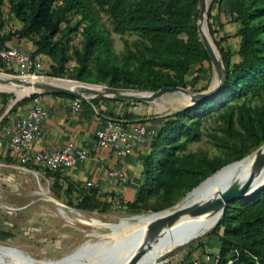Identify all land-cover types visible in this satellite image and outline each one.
<instances>
[{
  "label": "trees",
  "instance_id": "trees-1",
  "mask_svg": "<svg viewBox=\"0 0 264 264\" xmlns=\"http://www.w3.org/2000/svg\"><path fill=\"white\" fill-rule=\"evenodd\" d=\"M7 2L10 13L21 26L8 32L0 30V47L12 37L28 39L35 47L30 52L33 57L48 58L47 76L110 87L158 90L186 87L192 67L196 66L199 74L203 63H210L197 33L201 0ZM222 2L227 6L230 21L239 25L235 52L220 44L224 39L213 37L224 66L225 83L213 97L164 118L147 143L148 153L142 161L141 174L147 180L136 191L134 199L125 203L127 208L161 212L206 177L240 162L264 144V0H213L208 18L213 6ZM97 10L107 14L115 33L136 36L130 43L125 41L121 54L124 58L119 66L111 59L113 54L107 35L98 23ZM72 15H78L79 19L71 23ZM1 16L0 28L4 21ZM62 23L66 24L64 30L60 29ZM76 32L81 36V45L73 47L70 55L69 35ZM59 33L60 37L54 38ZM209 33L215 35L212 25ZM71 57H75L76 66L67 75L66 64ZM8 96L1 94L3 105ZM26 99L22 98L21 102ZM100 101L114 100H82L83 114L92 113V105ZM209 120L214 124L212 133L204 124ZM203 135L219 150L218 155L209 157L202 150L187 151L189 144L199 142ZM48 174L55 177L57 171H48ZM55 180L58 182L56 177ZM65 186L72 192L78 188L72 182H66ZM83 188L85 192L77 197L80 204L90 208L98 206L101 199L97 191ZM210 233L219 241L216 264H227L229 260V264H264V187L228 202Z\"/></svg>",
  "mask_w": 264,
  "mask_h": 264
},
{
  "label": "rangeland",
  "instance_id": "rangeland-1",
  "mask_svg": "<svg viewBox=\"0 0 264 264\" xmlns=\"http://www.w3.org/2000/svg\"><path fill=\"white\" fill-rule=\"evenodd\" d=\"M212 1L208 0L207 12ZM92 7L95 10L97 9L94 4H92ZM226 9L225 2H222L220 5L215 4L213 6L210 18H208L206 12L205 26L214 45L213 47L218 54L219 51L213 41V37L216 40L224 39L220 44L226 45L231 51L237 48L239 39L236 35L239 25L230 21ZM0 14L4 20L0 28L1 32H8L21 26V23L10 13L7 0H3L0 4ZM76 19H79V16L72 15L70 22L72 23ZM97 19L109 40L110 52L113 54L111 59L119 66L124 58L121 57V54L124 51L125 41L130 43L136 36L133 34L119 35L115 33L112 30L107 14L102 11L97 10ZM209 25H212L215 30L214 36L209 33ZM65 26L66 24L62 23L60 29L64 30ZM69 36L70 47L68 54L72 55L73 47L79 48L81 45V36L79 32L72 33ZM59 37L60 33L54 38ZM63 39L65 40V38ZM75 66V57H71V60L66 64L67 75H70L71 69ZM44 67L47 69L45 65ZM196 69L197 67L195 66L190 70L186 78V89L192 92L203 91L216 82L211 63L204 62L199 74L196 73ZM91 70L92 73L96 72L93 68ZM204 87L206 88L203 89ZM2 93L9 95L4 98L7 103H11L17 98L15 92L9 88H0V96ZM22 98H24V95L19 100H22ZM111 103H113V107L118 108V115L122 119L128 122H142L145 124L149 121L164 119L175 111L193 105L188 103V100L178 92L165 93L149 101L130 99L114 100ZM107 116L113 117L112 114ZM204 124L209 132H214L213 128H211L214 125L212 120ZM215 133L218 132L215 131ZM198 150L205 151L209 157L220 153L208 141L206 135H203L199 142L189 144L187 148V151L190 152ZM49 177L47 170L33 163L25 164L19 160L14 161L10 157L9 159L5 158V161H0V245L15 247L38 261H50L52 263L70 261V264H91L89 260L100 257L112 246L125 240L123 229H128L129 227H123L126 225L147 224L149 222V218L146 216L133 218L134 216L154 212L135 211L132 208H127L125 203H121V201L108 203L101 200L96 207H85L77 200V197L85 192L83 186H78L75 192L68 191L65 184ZM146 180L143 175L141 184H145ZM40 187L43 189V193H39L41 192ZM192 194L182 201L184 195L173 206L166 209L176 207L181 201L176 208L198 202V200L192 199ZM107 225H112L113 227L111 228ZM212 228L196 236L186 244L164 252L158 258V262L154 264H173L179 261L180 258L178 256L188 255L187 252L183 251L188 247H192V245H195L196 249L198 247L199 249H205L204 245L200 244V240H206L208 237L217 240V237L210 233ZM196 243L200 246H196ZM112 258L114 259L107 260ZM112 258L105 259L104 264H116V256ZM166 259L167 261L165 262ZM1 260L2 257L0 256ZM4 262L10 263V260H4Z\"/></svg>",
  "mask_w": 264,
  "mask_h": 264
},
{
  "label": "crops",
  "instance_id": "crops-1",
  "mask_svg": "<svg viewBox=\"0 0 264 264\" xmlns=\"http://www.w3.org/2000/svg\"><path fill=\"white\" fill-rule=\"evenodd\" d=\"M5 46L17 47L28 52L33 51L35 48L28 39H18L16 37L7 40ZM223 46L229 48L226 45ZM237 48L232 51L235 52ZM40 58L43 65L47 67L49 64L48 58ZM13 91L20 98L28 94L27 91L21 88L13 89ZM41 99L48 115L41 125L34 149L54 151L67 142H72L76 147L84 148L88 152L86 159L77 161L71 167L57 171L55 177L58 181L65 185L66 182H72L83 187H86L87 182H92L95 184L94 189L97 191L99 199L110 203L118 201H121V203L131 202L141 186L142 161L148 153V144L137 145L129 155L115 153L110 149H101L96 146L95 131L101 126L104 118L108 117L107 115L112 114L114 117L119 114L118 108L113 107V103H111L113 101H100L98 105H92V113L83 114V106L81 112L72 111L71 103L74 98L43 93ZM30 106V99L23 102L18 99L5 105L0 100V109L2 108L0 112V161H5V158L9 159V157L14 161L19 160V154L10 146L9 138L16 122L27 113ZM163 121L162 118L144 124L154 134ZM109 168L122 169L127 175V184L122 186L116 179L107 176L104 169ZM55 177L50 176L49 178L55 180ZM199 242L204 245L205 249H199V247L196 249L195 245H192V247H188L183 251L187 252L188 255L178 256L179 261L173 264L182 261L187 262L193 258L198 260V264H216L219 248L218 239L208 237L206 240L203 239ZM196 246L200 245L196 243ZM206 256H209L208 260Z\"/></svg>",
  "mask_w": 264,
  "mask_h": 264
},
{
  "label": "built area",
  "instance_id": "built-area-1",
  "mask_svg": "<svg viewBox=\"0 0 264 264\" xmlns=\"http://www.w3.org/2000/svg\"><path fill=\"white\" fill-rule=\"evenodd\" d=\"M0 75L17 76L21 78H49L47 69L38 57H33L30 52L12 46L0 47ZM43 92L28 93L24 98L30 99L31 106L27 113L19 119L12 131L9 144L19 154L22 163L31 162L44 170L56 172L73 166L77 161L87 158L88 152L84 148L76 147L72 142H67L54 151L35 150L39 130L47 118L48 111L44 106L41 95ZM82 99L74 98L71 109L81 112ZM153 133L142 122H128L119 115L104 118L101 126L95 131V144L101 149H110L115 153L129 155L137 145L148 143ZM107 176L116 179L124 186L128 182L127 175L122 169H104ZM36 174V173H35ZM86 187L94 188L95 184L87 182ZM209 259V256H206ZM167 259L165 260V262ZM231 263L229 260L227 264ZM178 264H198L196 258Z\"/></svg>",
  "mask_w": 264,
  "mask_h": 264
},
{
  "label": "bare ground",
  "instance_id": "bare-ground-1",
  "mask_svg": "<svg viewBox=\"0 0 264 264\" xmlns=\"http://www.w3.org/2000/svg\"><path fill=\"white\" fill-rule=\"evenodd\" d=\"M208 3V0H207ZM203 32L210 40L207 30L205 27L203 28ZM212 47L214 46L211 42ZM214 49V47H213ZM215 50V49H214ZM216 51V50H215ZM215 79L217 77L215 75ZM63 85L66 86H74L77 83L71 81H60ZM3 88H9L11 90L16 88H21L27 93H30V90L27 87H19L12 83L7 85H1ZM179 93V92H178ZM181 96L185 97L189 102L187 96L180 93ZM17 100L20 98L18 96ZM16 100V101H17ZM256 154L242 159L237 164L232 163L229 167H224L214 175L209 177L207 180L202 182L198 187H196L193 191H191L182 201H184L190 194H192V199L198 200V202L205 201L207 199H211L212 197L220 195L225 190H236L241 187V185L247 180L251 179L250 191L256 189L260 184L264 182V163L254 169V161ZM41 188V187H40ZM43 193V189L41 188V192ZM42 196V195H41ZM50 199V198H49ZM53 200V199H51ZM181 201V202H182ZM180 202V203H181ZM196 202V201H195ZM196 202V203H198ZM195 204V203H193ZM179 205V204H178ZM192 205V204H191ZM190 206V205H188ZM177 207V206H176ZM175 207V209H176ZM187 207V206H183ZM172 210H165L157 213H149L144 215H137L133 218H138L141 216H146L149 218V222L160 215H164L169 213ZM219 213H205L198 215L196 217H189L187 215H183L179 217L171 226H155L150 233L147 230V224H135V225H126L123 228L129 227L124 230L125 240L112 246L105 254L101 255L98 258H94L93 260H89L91 264H104V260L109 257L116 256L118 260L116 264H127L132 257L133 253H135L138 249H143L141 259L137 262V264H154L158 262V258L166 251H170L176 247H179L183 244H186L196 236L208 231L214 225H216L219 217ZM103 225V224H102ZM108 227H113L112 225H107ZM102 227V226H100ZM144 227V228H142ZM117 229V228H116ZM115 231V230H113ZM122 231V230H120ZM118 231V232H120ZM148 248H144L145 246ZM120 254V255H119ZM0 256L2 260L0 264H70V261L60 262V263H52L50 261H38L33 257L23 253L22 251H14L10 246L0 245ZM92 259V258H91ZM107 259V260H113ZM4 260H10V263H5ZM74 264V263H73Z\"/></svg>",
  "mask_w": 264,
  "mask_h": 264
},
{
  "label": "water",
  "instance_id": "water-1",
  "mask_svg": "<svg viewBox=\"0 0 264 264\" xmlns=\"http://www.w3.org/2000/svg\"><path fill=\"white\" fill-rule=\"evenodd\" d=\"M206 12H207V0H201L198 19H197V33L200 37V41L202 45L204 46L206 52L208 53L212 69L217 77L216 82L213 83V85L207 88L206 90L192 92L186 89L185 87H180V86L162 87L159 88L158 90L131 89V88L110 87L106 85H98L93 83H85L77 80H70L59 77L28 79L17 76H4V75H0V84L7 85L9 83H12L19 87L22 86L27 87L30 90V93L43 92V93H52V94H65L88 102L91 99H111V100L135 99V100L149 101V100H154L165 93H171V92H179L187 96L190 104L201 102L207 98L216 95L225 83V77H224L225 70L221 62V59L219 57V54L217 50L215 51L213 49L211 42L203 32V28L205 27L206 29L205 26ZM63 80L75 82L77 84L74 86H66L60 82ZM253 153L256 154L254 161V169H255L264 163V145L256 149ZM216 172H214L210 176L214 175ZM210 176L206 177L202 182L207 180ZM202 182H200L197 186H195L189 192H187L184 197H186ZM250 186H251V179L249 178L241 185V187L237 188L236 190H225L218 196L192 204L187 207H180L176 209L174 207L170 209L172 211H170L169 213L160 215L159 217H156L153 220H151L147 225L148 233H150V231L157 225L161 227L171 226L179 217L183 215H187L189 217H196L198 215L205 213H212V214L219 213L220 214L218 217L219 220L220 216L223 213L225 205L228 202L234 201L236 199L244 198L254 193L255 191L264 187V182L260 184V186H258L256 189L251 191L249 190ZM165 210H169V209H165ZM148 246L149 245L145 246L144 248L146 247L148 248ZM11 248L14 251L15 250L19 251V249L15 247H11ZM142 252L143 249H138L135 253H133L132 257L130 258L127 264H137V262L141 259Z\"/></svg>",
  "mask_w": 264,
  "mask_h": 264
}]
</instances>
